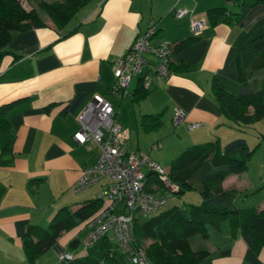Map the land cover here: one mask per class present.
<instances>
[{"label":"crops","instance_id":"crops-1","mask_svg":"<svg viewBox=\"0 0 264 264\" xmlns=\"http://www.w3.org/2000/svg\"><path fill=\"white\" fill-rule=\"evenodd\" d=\"M217 6L225 7L218 0L208 4L201 0H89L75 20L62 29L49 19L45 27L20 32L9 42L11 53L0 59V105L16 103L7 109L8 131L0 132V153L10 147L0 157V264H62L67 260L59 259L60 252H68L72 258L90 255L101 260L106 246L111 245L112 238L105 237L85 247L83 238L88 227L80 223L63 230L56 242L30 263L16 232L17 221L42 227L59 208L69 206L74 210L89 199L99 198L109 181L105 178L79 193L73 191L81 170L93 165L100 154L94 141L78 143L73 139L79 128L78 111H63L75 96H83V105L94 94L109 101L115 121L126 132V150L146 154L167 169L171 160L190 145L218 141L222 146L236 137L245 138L247 126L236 125L222 113L211 94L210 82L214 74L236 78L235 38L264 17V5L253 12L248 10L240 20L233 17L211 26L206 11ZM173 7H184L188 13L175 18ZM192 19H203L205 26L194 29ZM151 21L155 23L153 44L176 42L191 35L198 38L173 53L172 63L182 70L163 78L153 72L155 60L149 57V65L141 75L131 78L133 83L128 88L133 93L142 76L149 74L146 95L138 101L120 99L110 92L115 79L113 63ZM16 54L20 57L14 61ZM262 78L264 67L253 70L249 81L256 88ZM176 108L186 117L174 126ZM145 114L159 115V126L144 130L140 119ZM193 122L201 125L189 130L187 124ZM157 143L160 146L154 147ZM247 171L229 175L222 182L224 190L235 191L232 202L239 208L243 207L237 202L243 190L247 198L248 192L264 181L262 169L254 176ZM153 177H146L149 188L155 184ZM256 196L255 207L261 209L264 195ZM221 233V246H229L228 254L219 253L211 239L190 237L194 249L210 252L197 264H254L245 258L247 247L239 232L230 238L229 225L223 222ZM99 240L104 250L101 258L97 256ZM258 260V264H264V246Z\"/></svg>","mask_w":264,"mask_h":264},{"label":"trees","instance_id":"trees-1","mask_svg":"<svg viewBox=\"0 0 264 264\" xmlns=\"http://www.w3.org/2000/svg\"><path fill=\"white\" fill-rule=\"evenodd\" d=\"M29 1L35 3L37 8L27 10L19 0H0V59L11 53L7 46L18 33L46 26L39 11L45 13L57 29H62L89 0ZM249 7L250 5L244 2L236 13L228 11L224 6L212 7L206 11L207 19L211 26L219 22H229L233 15L235 20H240ZM197 38V35H191L173 42L174 52L193 43ZM234 46L236 78L214 74L210 91L222 113L236 125L245 127L264 118V78L256 88L249 81L253 70L264 67V17L257 20L248 30L240 31ZM19 57L20 55L16 54L14 61ZM170 67L174 73L182 70V66H174L172 62ZM146 93L147 88L141 81L127 98L138 101ZM83 102V96H75L66 104L63 112H77ZM15 103L16 101H12L0 105V132L8 131L6 113ZM140 122L146 131L157 128L161 123L159 115L151 114L142 115ZM9 148L7 145L1 151L0 157L8 152ZM256 148L257 145L250 147L246 139L239 136L225 143L223 149L218 141H207L182 150L171 160L169 176L179 185L177 194L196 190L201 195L200 203L174 205L150 217H141L136 210L132 246L143 248L154 264H197L207 259L210 252L206 248L194 249L190 237L199 235L211 239L220 249L219 253L228 254L229 246H221L224 240L221 224L227 220L230 238H234L239 232L247 247L245 258L258 264V253L264 246V207L239 208L232 202L235 191L224 190L222 187L226 177L247 170L248 161ZM150 175L153 173H146V177ZM153 178L156 183L155 176ZM146 186L149 188L147 180ZM103 207L104 200L99 197L89 199L74 210L69 206L59 208L52 219L42 227L17 221L16 232L21 238L27 262H35L56 242L63 230L80 223L87 226ZM110 247V244L106 246L101 260L88 255L63 261L62 264H107L108 261L115 260L116 250Z\"/></svg>","mask_w":264,"mask_h":264},{"label":"built area","instance_id":"built-area-1","mask_svg":"<svg viewBox=\"0 0 264 264\" xmlns=\"http://www.w3.org/2000/svg\"><path fill=\"white\" fill-rule=\"evenodd\" d=\"M178 0H176L177 2ZM188 13L184 7L172 8L175 18H181ZM191 26L202 28L203 19L191 20ZM155 34V23L151 21L148 28L139 34L127 47L123 55L113 63L114 82L110 88L112 95L124 99L131 78L141 75L149 65V57L154 58L153 72L163 78H169L174 73L170 65L174 52V43L162 40L151 43ZM150 75L142 76L145 88L150 82ZM186 113L176 108L173 125L183 122ZM79 128L73 134L78 143L87 140L94 141L99 147V158L88 167H84L73 187L75 193L85 190L92 184L108 178L99 194L104 200V207L88 223V231L83 238L85 247L93 245L100 238H112L129 264H154L143 248H134L131 244L133 219L135 211L144 215L153 214L168 205L171 195L177 194L179 185L171 180L169 170L146 154H134L126 150L124 140L125 130L115 121V110L105 98L94 94L76 113ZM201 125L198 122L188 123L189 130ZM157 143L154 147H159ZM152 172L156 183L150 188L146 186V173ZM122 204L119 211L116 206ZM59 259L70 260L72 255L60 252Z\"/></svg>","mask_w":264,"mask_h":264},{"label":"rangeland","instance_id":"rangeland-1","mask_svg":"<svg viewBox=\"0 0 264 264\" xmlns=\"http://www.w3.org/2000/svg\"><path fill=\"white\" fill-rule=\"evenodd\" d=\"M19 1L23 5V7L26 8L27 10L30 8H37L36 4L33 2H30L29 0H19ZM46 1H52V0H46ZM213 1H216V0H201V2H205V4L212 3ZM218 1L222 2L223 5H225V7L230 9L231 11H235V13L240 11L244 2H246L247 4L250 5L248 10H250L252 12L255 11L258 7L264 5V0H262V1H259V0H235V1L218 0ZM39 14L44 21L49 20L48 16L45 13L39 11ZM233 17H234V15H233ZM74 20L75 19H73L71 21H74ZM132 83H133V81H132ZM132 83L130 85H132ZM246 129H245L246 132H244L243 135L248 140L250 147H254L256 144L259 143L257 150L255 151V153L253 154L251 159L248 161V171L247 172L250 176H254L258 173V171L260 169H262L264 172V118L259 120V121L254 122L251 125H247ZM224 145H225V143L222 145V149L224 148ZM164 166H166V165H164ZM144 171H146V169H144ZM259 193L262 196L264 195V181L260 182V187L255 186L254 188H252V190H250L248 192L249 195L247 198H246L245 192L243 190V192L240 195V198L237 201L238 205L240 207H242V206L243 207L256 206V201H257L256 195ZM200 201H201V195L198 193V191L189 190V191L184 192L183 194L171 195V197L169 198L168 205L165 208H163L162 210L157 211L153 214H147V215H144L142 212H139V215L141 217H150V216L156 215V214L162 212L163 210H165L169 207H172L174 205L185 206L188 203L198 204V203H200ZM121 207H122V204H118L116 206L115 211H119L121 209ZM225 222H228V221L225 220ZM195 236H196L195 238L199 237V235H195ZM192 240H194V239H192ZM97 248L99 251L97 256L101 258L102 254L104 252L103 247L101 245V240L98 241ZM110 248L116 250L115 260H114V262H112L110 264H128V262L124 259L121 250L116 247V244L112 239H111V247ZM92 250L96 251L94 247H92Z\"/></svg>","mask_w":264,"mask_h":264}]
</instances>
